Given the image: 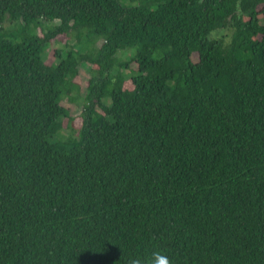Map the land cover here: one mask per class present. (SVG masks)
<instances>
[{"label":"trees","instance_id":"16d2710c","mask_svg":"<svg viewBox=\"0 0 264 264\" xmlns=\"http://www.w3.org/2000/svg\"><path fill=\"white\" fill-rule=\"evenodd\" d=\"M156 253L264 264V0H0V264Z\"/></svg>","mask_w":264,"mask_h":264},{"label":"rangeland","instance_id":"374dc122","mask_svg":"<svg viewBox=\"0 0 264 264\" xmlns=\"http://www.w3.org/2000/svg\"><path fill=\"white\" fill-rule=\"evenodd\" d=\"M67 42L69 44H71V45H74V44L77 43V39H76V37L73 34L70 35L68 38H66V37H61L60 38V43L65 44ZM62 44L55 43V44H53L50 47V50L47 52V56H46L47 64L50 65V64L56 63V59H55V56H54V51H55V49L61 47ZM126 52H128V51H122V56L127 55V57H128L129 54H126ZM90 67L91 66H89V65L82 66L80 68L79 77L77 78V82L82 87V94H85L87 83H88V81L90 79ZM132 68L135 69L136 66L133 65ZM62 105L65 108H67L70 111L71 116L75 118L74 128L76 130H78L80 124L77 121H78V118L80 117V115L82 113V107H83L82 102L80 101L79 103H72V102H70L68 100V98H65L62 101ZM67 123H68V121L65 120L64 124H63V127H64L63 133L65 134L64 136H69V134L71 133V131L68 130V124Z\"/></svg>","mask_w":264,"mask_h":264},{"label":"clouds","instance_id":"9594fccd","mask_svg":"<svg viewBox=\"0 0 264 264\" xmlns=\"http://www.w3.org/2000/svg\"><path fill=\"white\" fill-rule=\"evenodd\" d=\"M153 264H169V261L166 256L156 253Z\"/></svg>","mask_w":264,"mask_h":264}]
</instances>
